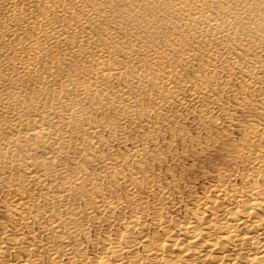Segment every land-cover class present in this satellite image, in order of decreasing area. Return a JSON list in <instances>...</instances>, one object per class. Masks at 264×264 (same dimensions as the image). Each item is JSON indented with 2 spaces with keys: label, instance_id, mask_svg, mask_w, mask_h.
<instances>
[{
  "label": "bare ground",
  "instance_id": "1",
  "mask_svg": "<svg viewBox=\"0 0 264 264\" xmlns=\"http://www.w3.org/2000/svg\"><path fill=\"white\" fill-rule=\"evenodd\" d=\"M75 1L0 0V160L15 156L28 163L21 178L0 171L7 188H14L9 207L18 221L0 230V264H264V121L249 125L246 144L237 149L236 157L245 156L241 170L221 173L191 205L170 188L153 185L146 145L129 141L125 130L126 121L141 127L145 119L146 136L153 139L155 109L181 104L185 89L198 100L207 80L176 78V68L163 63L178 61L173 51L181 56L197 38H205L209 52L225 49L227 40L248 41L235 36L240 25L233 23L242 12L255 13L249 20L260 33L254 49L264 53V0H236L244 4L237 9L227 0L225 18L207 12L206 0H164L167 19L138 6L137 21L125 17L149 43L138 59L124 50V60L118 57L121 37L100 34L113 21L102 10L112 0ZM117 11L120 18L125 14ZM179 11L191 22L173 19ZM228 31L215 47L211 39ZM83 57L87 61L79 64ZM244 83L256 89L264 79L254 75ZM203 113H213L210 105ZM84 152L98 170L68 167ZM143 182L147 190L139 194ZM89 221L107 225L88 238L98 248L93 253Z\"/></svg>",
  "mask_w": 264,
  "mask_h": 264
},
{
  "label": "rangeland",
  "instance_id": "2",
  "mask_svg": "<svg viewBox=\"0 0 264 264\" xmlns=\"http://www.w3.org/2000/svg\"><path fill=\"white\" fill-rule=\"evenodd\" d=\"M65 3L74 2V0H63ZM103 4L107 0H101ZM148 1V2H147ZM150 0H112L108 7L102 9L105 13H110L113 21L105 22V29L100 33L102 35L111 32L113 39H122V52L119 53L120 59H126L124 50L129 48L135 52L136 59L143 56L146 45L149 43L145 35H137V30L130 20L126 19L128 13L134 21H137L139 15L138 6L143 7L149 14H155L157 17L167 19L170 15L168 11L163 9L164 0H155V4L149 5ZM236 9L244 7L242 2L236 0H228ZM227 0L215 2L206 0L204 5L207 12H217L223 18L227 16ZM88 8H91L90 6ZM124 10L123 17L120 18L121 12L115 10ZM242 12L236 19L239 28L235 31L236 38L247 36L246 42L230 43L227 40L225 49L213 48L212 52L206 49L205 38H197L198 42L193 43L190 47L182 49L181 56L174 57L179 59L176 62L163 63L165 68L175 67V77L182 75L184 77L196 78L197 84L202 81L200 78L207 80V88L203 87L198 100L194 101L188 97V90L185 89L182 94V103H173L168 108H157L151 115V120L157 119L155 123L154 138L146 136L150 127L146 120L141 121V127L130 126L129 122L125 123L128 140H134L135 143L146 145V159L149 177L153 178V185L160 184L167 188L173 194L183 199L186 204H192V200L201 193L207 184L216 181L218 176L227 174L230 170H241L244 157L239 154L237 157V149L240 145L246 144L243 139L250 130V124L256 123L258 120L264 121V84L256 89H250L245 86V81L254 75L264 79V53L258 50L253 41L260 38V33L254 30V25L250 24L251 15ZM173 19H179L185 25L191 22L189 15L183 11L172 14ZM252 21H255L252 19ZM125 27L126 30L118 28ZM93 32L95 25L88 26ZM118 29V30H117ZM181 32L180 27L175 28ZM117 30V32H116ZM229 34L226 32L223 36L211 39L215 47L219 41L223 40ZM214 52V53H213ZM213 53V54H212ZM244 53L247 55L242 56ZM186 54L189 57L186 58ZM263 59V61L251 62L252 59ZM80 63L86 62L87 58L83 57ZM190 61V62H188ZM232 61L241 62L238 66ZM251 64L255 67L252 68ZM128 70H134L133 64ZM178 70V71H177ZM213 75V80L206 77ZM120 82L122 80H119ZM113 84H116L117 82ZM150 90H156L155 82L152 80L147 82ZM243 98L246 101L240 102ZM210 101H214L210 103ZM142 103V102H140ZM140 103L136 105L139 106ZM153 104V102H151ZM210 105L213 113L208 116L204 115L207 106ZM122 108L115 107L118 112ZM114 111H110L107 116L112 117ZM95 116L101 117L98 112ZM211 116H216L212 119ZM116 131V130H115ZM108 136L109 133L105 132ZM128 141V142H129ZM113 147L119 152L125 150L122 144L112 143ZM102 152H106L108 148L103 146ZM88 151V150H87ZM27 162H17L15 156L5 157L0 160V171L8 173L13 172L21 178L24 166ZM68 167H84L88 172L90 170H98V166L87 159L84 152L78 158V162L73 160L67 161ZM237 177L236 182L239 183ZM8 179L0 177V230L5 226H12L18 223L14 219V210H10L9 202L14 188L8 189ZM146 182L138 187L139 194H143L147 190ZM84 203L79 205L83 206ZM120 210V209H118ZM107 225L104 223L98 225L96 222L89 221V234L93 238L103 232ZM45 240V238H42ZM90 252L93 253L98 248H91L90 239L87 241ZM46 257V256H44Z\"/></svg>",
  "mask_w": 264,
  "mask_h": 264
},
{
  "label": "clouds",
  "instance_id": "3",
  "mask_svg": "<svg viewBox=\"0 0 264 264\" xmlns=\"http://www.w3.org/2000/svg\"><path fill=\"white\" fill-rule=\"evenodd\" d=\"M247 15V14H246ZM250 19H255V13H253L250 17Z\"/></svg>",
  "mask_w": 264,
  "mask_h": 264
}]
</instances>
